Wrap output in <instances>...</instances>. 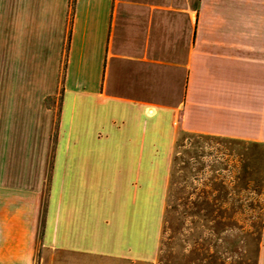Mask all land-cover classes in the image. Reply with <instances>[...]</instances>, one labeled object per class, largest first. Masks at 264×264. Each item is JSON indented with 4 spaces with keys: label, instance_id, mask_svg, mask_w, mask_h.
<instances>
[{
    "label": "crops",
    "instance_id": "crops-1",
    "mask_svg": "<svg viewBox=\"0 0 264 264\" xmlns=\"http://www.w3.org/2000/svg\"><path fill=\"white\" fill-rule=\"evenodd\" d=\"M46 8L34 38L59 40L69 0ZM70 22L52 147L50 113L2 114L0 264H157L179 133L264 144V0H74Z\"/></svg>",
    "mask_w": 264,
    "mask_h": 264
},
{
    "label": "rangeland",
    "instance_id": "rangeland-1",
    "mask_svg": "<svg viewBox=\"0 0 264 264\" xmlns=\"http://www.w3.org/2000/svg\"><path fill=\"white\" fill-rule=\"evenodd\" d=\"M48 1L0 0V140L2 114L44 111L52 147L74 0L62 38L36 39ZM206 197L215 205L201 208ZM263 218L264 144L179 133L157 264H258Z\"/></svg>",
    "mask_w": 264,
    "mask_h": 264
},
{
    "label": "trees",
    "instance_id": "trees-1",
    "mask_svg": "<svg viewBox=\"0 0 264 264\" xmlns=\"http://www.w3.org/2000/svg\"><path fill=\"white\" fill-rule=\"evenodd\" d=\"M185 133H187V132H185ZM188 134L189 135H195V136H198V137H209V138H211V137H217V138H220V139H232V138H228V137H221V136H214V135H204V134H198V133H188ZM224 203L225 202H223V204ZM202 205L203 206H201V208L203 207V208L207 209V206H213V205H215V203H213L212 201H210V199H208L206 197V198H204L202 200ZM206 212H208V211H206Z\"/></svg>",
    "mask_w": 264,
    "mask_h": 264
}]
</instances>
